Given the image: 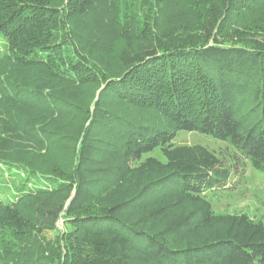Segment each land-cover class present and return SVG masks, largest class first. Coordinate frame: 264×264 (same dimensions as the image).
<instances>
[{
	"label": "trees",
	"instance_id": "trees-1",
	"mask_svg": "<svg viewBox=\"0 0 264 264\" xmlns=\"http://www.w3.org/2000/svg\"><path fill=\"white\" fill-rule=\"evenodd\" d=\"M0 47V264H264L209 201L264 176V0H0Z\"/></svg>",
	"mask_w": 264,
	"mask_h": 264
},
{
	"label": "rangeland",
	"instance_id": "rangeland-1",
	"mask_svg": "<svg viewBox=\"0 0 264 264\" xmlns=\"http://www.w3.org/2000/svg\"><path fill=\"white\" fill-rule=\"evenodd\" d=\"M174 143L179 146L200 145L216 152L225 146L221 141L186 131L179 132ZM158 158L164 161L159 153ZM209 201L215 214L245 213L256 221L264 222V176L247 162L244 182L231 193L210 194Z\"/></svg>",
	"mask_w": 264,
	"mask_h": 264
}]
</instances>
